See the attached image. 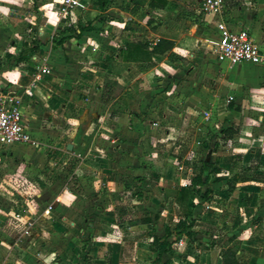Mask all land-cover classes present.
I'll return each mask as SVG.
<instances>
[{"label": "rangeland", "instance_id": "rangeland-1", "mask_svg": "<svg viewBox=\"0 0 264 264\" xmlns=\"http://www.w3.org/2000/svg\"><path fill=\"white\" fill-rule=\"evenodd\" d=\"M93 1L78 0L76 6L64 8L62 0H40L43 9H30L36 15L33 30L18 26L20 31L0 44L3 61L5 53L39 47L41 41L61 45L74 31L79 32L73 35L75 43L82 47L88 33L99 36L85 45L96 48L95 57L102 64L89 63L95 66L94 73L81 77L92 91L111 82L107 78L116 79L123 37L128 46L122 57L137 64L126 87L109 83L107 93L94 97L102 117L117 124V130L100 142L95 133L81 139L82 159L66 157L59 167L44 163L37 170L18 161L10 166L0 163V241L9 249L5 264H41L48 252L62 264H159L166 258L160 257L162 251L177 256L179 240L191 251L197 249V240H210L208 235L228 239V229L235 226L229 223L232 219L225 221V209L235 205V181L264 180V71L249 64L215 63L210 49L216 31L199 11L200 0H165L162 9L149 8L150 0H107L99 11ZM258 10L264 14V0H224L222 16L252 21L251 35L263 49L264 15ZM50 25L56 32L46 34L45 26ZM158 39L171 42L172 48L152 63L148 45ZM10 66L12 62L2 70ZM152 66L156 71L149 70ZM126 89L127 104L120 96ZM125 107L131 114L143 109L146 133L130 120L120 126L116 116L125 114ZM228 128L234 135L227 139L219 132ZM94 141L92 152L82 145ZM23 152L14 150L17 157ZM207 156L208 183L196 189L208 191L207 201L192 195L193 235L186 236L182 224L187 226L190 218L174 202L176 189L188 186L192 176L206 174L201 164ZM47 204L51 210L44 214ZM216 208L221 213L211 222L218 221V226L203 223L211 220L207 218ZM16 211L30 218L32 239L21 240L14 248L22 230L12 218ZM56 219H65L68 225ZM152 238H157L156 247Z\"/></svg>", "mask_w": 264, "mask_h": 264}, {"label": "crops", "instance_id": "crops-1", "mask_svg": "<svg viewBox=\"0 0 264 264\" xmlns=\"http://www.w3.org/2000/svg\"><path fill=\"white\" fill-rule=\"evenodd\" d=\"M48 4L57 6L56 3ZM44 5L40 0H16L15 3L11 2V0H0V9L7 10L6 13L0 11V44H4L6 40L15 36L20 31L18 26L19 28L24 27L27 32L33 30L36 15L33 16L30 9L32 7L43 9ZM259 7L262 8L263 4H259ZM41 11L39 13L44 16L45 12ZM257 12L261 16L264 15L261 10ZM222 14L223 10L220 19L226 26L246 29L253 41L258 46H261L260 42L251 35L250 24L252 21H230ZM51 25L50 28L45 26L46 34L51 31L56 32L53 29L54 26ZM75 32L79 33L78 31L71 32L68 34L71 38H67L61 45L55 46L49 42L41 41L42 45L37 46V50L28 57L30 58L29 63H25V61L18 65L10 66L11 69L3 71L2 67L5 64L4 61H0V84L4 87L3 92L18 98L22 114V125L31 141L38 145L37 147L16 144L7 147L0 146V163L10 166L11 162L18 161L17 163L20 166L36 170L43 167L44 163L49 164V166L59 167L61 166L60 164H64L66 157L82 159L80 154L81 139L88 140L90 135L95 133L94 138L97 136L96 142H100V138H107L111 136L113 131L117 130V124H112L110 119L103 118L99 107L95 104L96 100L94 97L105 94L102 92L101 86H97V89L92 91L89 87V82L81 78H86L88 75L86 73H94L93 69L95 66L91 67L89 63L97 64V66L102 65L100 59L95 57L96 48L85 46L89 41L99 39V36H92L88 33L84 41L85 44L82 47L75 43V38H73ZM45 33L44 35H46ZM42 37H40V40ZM81 40L83 41L84 39L82 38ZM122 43H124V46L119 49V53L125 56L127 55L125 51L128 46L126 37L122 38ZM11 47L14 48V46ZM261 50L264 51V48ZM7 54L12 55L10 52ZM122 56L117 60L119 73L115 75L116 79L107 78L108 80L106 81L117 83L124 88L128 85V77L135 71L133 66L135 67L137 64L131 59L123 58ZM158 57L159 55L156 54L149 55L152 63H157L155 59ZM81 58H83L82 62L80 61ZM89 59L91 60L90 62H88ZM37 60L46 62L49 73L41 79L38 88H34L33 97H27L23 94V90L30 84L32 70L36 66L34 61ZM156 68L152 66L149 70L156 71ZM80 72L85 74L78 76ZM149 72L143 77L145 78ZM127 90L120 95L124 97L126 104L128 103ZM123 111L126 113L124 114L121 111L118 116L111 114L110 117L115 115L121 123L120 126H122V122H129L130 120L131 125L133 127L134 125L136 126L135 129H140L141 132L146 133L148 126L142 127L144 124L141 122V114L144 112L142 108L139 109L138 114H131L126 107ZM127 128L130 129V127ZM150 129L151 127H149ZM88 142L82 145L89 148V152H92L96 148V142L94 141L91 144ZM67 147L70 148L69 151H66ZM22 148L24 151L23 155L17 157L14 154V150ZM102 182H105V179ZM248 199L249 202H247ZM192 202L195 204L196 200L191 196L189 204ZM207 210L209 211V207ZM189 211H191V208H189ZM208 211L206 213H209ZM225 212L227 216L225 221L226 219H232L233 222L229 220V223L235 226L234 228H229V231L227 230L228 239L221 240L220 237L208 235L210 240H206L205 237H203L202 241L197 240V249L190 251L189 248L183 249L181 245L176 248L177 252L175 254L177 256L175 257L167 255L166 252L162 253L160 257L165 256L166 258L165 260L160 258L159 264L166 262L167 264H221L219 254L224 249H230L234 253L237 264H264V234L259 233L264 231V180L249 179L241 183H236L235 181V205L227 207ZM220 213L216 208L214 214L211 213L212 215L207 218L211 220H203V223L212 224L213 222L211 221L218 220ZM64 220H58V223L60 222L67 226L68 224ZM225 221L223 220V223ZM218 223L217 221V223L212 225L218 226ZM182 250L184 252L180 254L179 251ZM8 252V246L0 241V264H5ZM44 258L46 261L42 260L41 264H62L52 252L45 254L42 259Z\"/></svg>", "mask_w": 264, "mask_h": 264}, {"label": "built area", "instance_id": "built-area-1", "mask_svg": "<svg viewBox=\"0 0 264 264\" xmlns=\"http://www.w3.org/2000/svg\"><path fill=\"white\" fill-rule=\"evenodd\" d=\"M77 2L78 0H62L61 3L64 8H71L76 6ZM223 8L224 0H200L199 2V11L204 20L209 18L212 27L216 31V39L210 49L213 60L216 64L229 66L249 64L260 67L264 71V51L253 41L246 29L242 27L230 28L223 23L220 19ZM34 63L36 66L32 70L30 84L23 90V94L27 97H33L34 88H38L41 79L49 73L44 60H41V62L37 60ZM206 119L207 117L204 118L205 121ZM15 144L31 147L38 146L31 141L22 125V114L18 98L5 94L0 90V146L7 147ZM36 178L37 175L34 176L33 181H36ZM45 209L43 213L47 214V211L51 210V205L47 204ZM21 211H16L12 214V218L22 226L20 237L12 243L14 248L21 240L26 242L32 239L29 228L32 222ZM54 221L58 222L57 219ZM60 224L63 225V223ZM181 245L182 242L179 240L178 246Z\"/></svg>", "mask_w": 264, "mask_h": 264}, {"label": "trees", "instance_id": "trees-1", "mask_svg": "<svg viewBox=\"0 0 264 264\" xmlns=\"http://www.w3.org/2000/svg\"><path fill=\"white\" fill-rule=\"evenodd\" d=\"M107 2V0H95L93 3L95 10L99 11L103 8V6L105 5V3ZM166 4L165 0H150L148 6L149 8H153V9H162ZM148 46L149 47V53L150 54H156V55H161L164 51H167L169 49L172 48V43L167 41V40H163V39H158L155 43H150ZM134 48L136 49H141V47L139 45L134 46ZM37 50V46L35 45L34 47L31 48H26V49H21L18 50L16 52L15 55H10V54H5L4 55V64L8 65L9 62H12L13 65H18L20 63H23L26 61V59L28 57H30L35 51ZM109 83H113V82H109ZM109 83H105V85L102 88V92L103 93H107L106 89H104ZM112 85V84H111ZM2 92L4 90H1ZM220 134L224 135L227 139L230 138L232 135H234V132L228 128L225 130H220L219 132ZM212 153V151H211ZM201 170L203 172H206V174L204 176H202L200 173L197 175L192 176L189 179L188 182V186H183V187H178L176 189V193H175V198H174V202L179 205L181 207V211L183 213V215L185 217H189L190 218V223L187 226H183L182 231H184L186 236H190L193 235L190 232V229L192 228V223L194 221V218H192L190 215V211L189 208L192 207V204H189L186 206V201L188 203V199L190 196H198V199L200 202H204L207 201V197L206 194L208 193L207 190H204L203 193H200L198 190V188H201L203 186H206L208 183V171L210 169V163H209V159L208 160H203L202 164H201ZM231 190V189H229ZM142 224H147V221L141 222ZM177 229V228H176ZM179 231V230H178ZM151 244L154 245L155 247L157 246V238H152L151 239ZM150 245V246H152ZM153 250H151L152 252ZM156 251V250H155ZM164 253L163 251L161 252V254ZM219 258L221 261V264H237V261L235 259L234 253L230 251V249H224L220 251L219 254Z\"/></svg>", "mask_w": 264, "mask_h": 264}, {"label": "clouds", "instance_id": "clouds-1", "mask_svg": "<svg viewBox=\"0 0 264 264\" xmlns=\"http://www.w3.org/2000/svg\"><path fill=\"white\" fill-rule=\"evenodd\" d=\"M11 2H13V3H15L16 2V0H11ZM0 11H3V12H7V10L6 9H0Z\"/></svg>", "mask_w": 264, "mask_h": 264}, {"label": "water", "instance_id": "water-1", "mask_svg": "<svg viewBox=\"0 0 264 264\" xmlns=\"http://www.w3.org/2000/svg\"><path fill=\"white\" fill-rule=\"evenodd\" d=\"M3 89H4L3 85L0 84V90H3ZM208 159H209V157L207 156V157L205 158V160H208Z\"/></svg>", "mask_w": 264, "mask_h": 264}]
</instances>
